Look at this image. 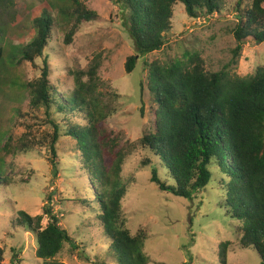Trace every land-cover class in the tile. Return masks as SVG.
<instances>
[{
	"label": "trees",
	"instance_id": "obj_1",
	"mask_svg": "<svg viewBox=\"0 0 264 264\" xmlns=\"http://www.w3.org/2000/svg\"><path fill=\"white\" fill-rule=\"evenodd\" d=\"M84 2L56 0L53 6L32 17L29 35L18 42L7 38V24L1 17L11 12L6 4L13 9L14 0H0V62L9 55L16 56L17 64L35 66L37 60H42L39 77L23 84L29 106L43 109L53 126V157L59 139L73 142L72 152L78 153L79 169L98 188L96 194L94 189L89 191L82 186L90 200L76 198L75 203L95 210L93 221L97 223L92 226L97 225L100 236L109 243L111 264H148L144 253L147 235L141 230L132 234L123 216L126 190L120 173L124 157L116 154L109 166L102 158L104 146L98 125L106 122L113 111L97 97L98 64L86 73L74 74L73 90L61 96L49 80L45 51L54 22L64 43L69 45L80 26L97 17ZM263 3L264 0H252L244 8L243 0H115L121 24L141 56L163 49L173 30V8L177 4L183 5L192 20L217 16L225 6L233 11L235 24L231 35L235 48L231 66L206 72L199 54L191 52L168 62L145 63L148 91L155 108L152 132L144 135L139 144L149 154L142 161L143 167H152L149 181L159 191L174 197H196L211 182L209 168H215L223 177L219 182L223 191L219 207L241 224L236 228L238 247L253 250L260 264H264V67L244 77L234 70L246 42L264 43ZM51 8L56 9L55 15ZM136 57L126 60V74L134 71ZM84 76L88 78L86 82ZM2 78L0 67L1 86ZM139 93L144 94L142 82ZM5 138L4 143L0 142V188L12 183L6 176L4 157L13 155L14 148L9 135ZM45 214L49 221L44 228L42 216L31 218L24 212H20V223L36 236L34 257L40 264H64L58 256L65 246L76 251V241L61 227L62 217L48 210ZM228 245L220 244L221 264L227 263ZM1 256L0 250V261Z\"/></svg>",
	"mask_w": 264,
	"mask_h": 264
},
{
	"label": "rangeland",
	"instance_id": "obj_2",
	"mask_svg": "<svg viewBox=\"0 0 264 264\" xmlns=\"http://www.w3.org/2000/svg\"><path fill=\"white\" fill-rule=\"evenodd\" d=\"M251 1L243 0L244 8ZM53 3L56 0H14L13 9L6 4L12 12L1 16L7 24V38L22 42L31 31L32 17ZM84 4L97 17L83 23L69 45L64 43L54 22L45 51L49 80L61 96L73 90L74 74L86 73L98 64L97 97L113 111L106 122L98 125L104 146L102 158L109 166L116 154L124 157L120 173L126 190L123 216L132 234L141 230L147 235L144 253L148 264H221L220 244L224 242L229 244L226 264H260L253 250L238 247L236 228L241 224L219 207L223 194L219 182L223 177L215 168H209L211 182L196 197H174L149 181L152 167L142 166L149 154L139 144L144 135L152 132L155 108L148 91L145 63L168 62L191 52L199 54L206 72L231 66L235 48L231 8L225 6L217 16L192 20L183 5H175L173 30L167 35L165 46L159 52L141 56L121 24L115 0H85ZM51 9L55 15L56 9ZM131 56H137L135 69L126 74L124 65ZM15 61L16 56L9 55L0 62V142L4 143L9 135L14 148L13 155L4 157L6 176L12 183L0 188V264H40L34 257L36 236L20 223V212L31 218L42 216L44 228L49 221L46 210L62 217L61 227L78 247L72 252L65 246L58 256L62 263L111 264L109 243L100 236V228L92 226L97 223L93 221L95 210L75 203L76 198L90 200L82 186L89 191L94 189L96 194L98 188L79 169L80 159L78 153L72 152L73 142L59 139L53 157V126L43 109L29 106L23 84L39 77L42 60H37L35 66ZM236 62L234 71L241 77L264 67V43L246 42ZM87 80L84 76L83 81ZM141 82L143 96L139 93Z\"/></svg>",
	"mask_w": 264,
	"mask_h": 264
}]
</instances>
